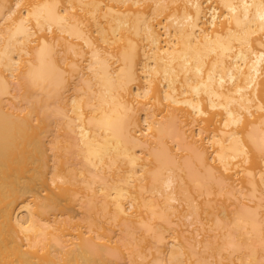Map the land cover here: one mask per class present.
Masks as SVG:
<instances>
[{
    "label": "bare ground",
    "instance_id": "bare-ground-1",
    "mask_svg": "<svg viewBox=\"0 0 264 264\" xmlns=\"http://www.w3.org/2000/svg\"><path fill=\"white\" fill-rule=\"evenodd\" d=\"M121 262L264 264V0H0V264Z\"/></svg>",
    "mask_w": 264,
    "mask_h": 264
},
{
    "label": "rangeland",
    "instance_id": "rangeland-1",
    "mask_svg": "<svg viewBox=\"0 0 264 264\" xmlns=\"http://www.w3.org/2000/svg\"><path fill=\"white\" fill-rule=\"evenodd\" d=\"M55 131V129H50V132H52V133H48L47 134V139H45V140H50V139H52V134L54 133V131ZM139 135V134H138ZM48 154H47V156H48V170L51 168L50 166H52V153L50 152V151H48L47 152ZM62 153V152H61ZM64 155V157H62L61 159H62V161H64L65 163H66V170H68V169H70V168H76V167H78V165H73V164H75V163H77L78 162V159L76 158V157H74V156H67L68 154H63ZM67 157H66V156ZM50 158V159H49ZM72 165V166H71ZM68 168V169H67ZM65 170V171H66ZM50 171V170H49ZM66 174V173H65ZM201 199H202V197H201ZM201 199H198V200H201ZM78 207H76L73 211H75V212H77L78 210ZM77 210V211H76ZM75 212H73V215H74V213ZM82 212V213H81ZM80 213L81 214H83V216H85V214H84V211H83V209L81 210V211H79V216L81 217V215H80ZM77 213L75 214V217L77 218ZM78 216V217H79ZM82 218V217H81ZM81 218H79V219H81ZM101 219V218H100ZM75 221H78L77 219H74ZM98 221H99V219H98ZM96 222H97V220H96ZM99 222H101V221H99ZM106 227V226H105ZM115 229V228H114ZM116 230V229H115ZM117 231V230H116ZM118 232V231H117ZM116 233V232H115ZM119 233V232H118ZM117 233V234H118ZM118 237L120 236V235H117ZM117 237V238H118ZM115 238H116V236H115ZM125 263H126V261H124ZM122 264H123V262H121Z\"/></svg>",
    "mask_w": 264,
    "mask_h": 264
}]
</instances>
